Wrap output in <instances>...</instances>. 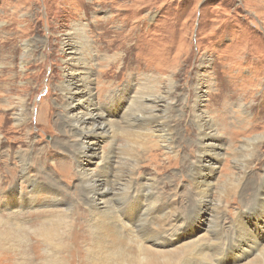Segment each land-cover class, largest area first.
Here are the masks:
<instances>
[{
  "label": "rangeland",
  "instance_id": "rangeland-1",
  "mask_svg": "<svg viewBox=\"0 0 264 264\" xmlns=\"http://www.w3.org/2000/svg\"><path fill=\"white\" fill-rule=\"evenodd\" d=\"M70 74L78 93L62 82ZM90 85L93 99L83 109L97 106L114 125L141 91L168 95L176 108L160 119L170 116L172 152L151 134L129 136L118 126L114 141L87 137L88 154L71 151L72 138L60 140L57 124L66 108L76 113L81 107L70 106V96L88 93ZM200 115L215 128L196 124ZM202 133L218 136L203 156ZM135 140L147 155L152 148L157 154L129 177L140 187L154 181L167 214L183 216L176 247L189 242L194 248L190 264H219L206 247L216 214L227 231L243 217L259 244L244 259L243 251H229L221 264L264 258V0H0V218L17 225L12 235L0 228V264H97L85 220L98 214L87 215L77 204V165L95 168V150L127 155ZM25 152L34 157L26 175L33 178L41 166L37 177L58 180L67 209L64 201L51 204L45 192L32 204L19 206L16 198V205L2 206L7 194L27 193L16 157ZM200 156L207 159L208 196L202 203L194 194L197 178L189 174ZM53 219L55 236L47 241L36 226Z\"/></svg>",
  "mask_w": 264,
  "mask_h": 264
},
{
  "label": "bare ground",
  "instance_id": "bare-ground-1",
  "mask_svg": "<svg viewBox=\"0 0 264 264\" xmlns=\"http://www.w3.org/2000/svg\"><path fill=\"white\" fill-rule=\"evenodd\" d=\"M78 58L80 57L78 56ZM78 71L75 69L72 74ZM73 79L74 77L70 74L62 82H67L65 86L69 87V92L75 89V92L78 93V88L72 82ZM60 88L65 87L61 85ZM91 88L92 86L90 85L88 93H83L80 97L70 96L69 105H80L81 107L78 108L76 113L66 108L60 119V123L58 122L57 124L62 129L61 135L59 134L60 140L65 136L72 138V144L69 146L71 151L81 152L84 155L88 154L89 142L84 141L87 137H99L102 140L111 138L114 141L115 131L118 126L129 136L139 135L140 137L151 134L153 137L158 138V141L164 145L166 150L172 152L174 147L171 143V138L168 139L170 116H166L163 120L160 119L161 114L167 115V113L172 112L176 108L171 106L168 95L158 94L153 96L154 94H144L141 91L140 94L138 93V95L133 97L126 113H123L120 124L114 125L111 121H108L104 112L101 109L99 110L97 106L93 105L87 110L83 109L85 102H92L93 93L91 92ZM158 102L160 103L158 104ZM97 108L98 111L95 112L94 109ZM18 111V119H22L21 106L18 108ZM157 119H160L158 123ZM196 124L210 129L215 128V124L210 119L204 118L201 115L197 118ZM164 128L168 134L162 133L165 130ZM185 129L189 130L188 127ZM217 137L216 134H201V156L213 151L212 147L217 145L215 143ZM132 143L127 155L121 157H117L114 153L99 154L96 150L90 153L98 158L95 168L86 169L82 164L77 165L82 189V198L77 204L82 205L81 203H83L87 215L89 212L92 215L94 212L98 214L97 217L85 220V225L89 228V242L93 248L89 253L93 258L99 260L97 264H118L117 258L125 259L127 261L126 264H190L194 257V248L188 245L189 242L187 245H183V243V246L176 247L181 240L180 233H183V216L179 213H172L171 216L167 214L166 204L157 195V192L152 189L155 187L154 181L140 187L132 181V177H129L135 171H140L141 166H146L147 162L152 160L157 152L155 148H152V151H149L147 155V152L141 150L135 144L136 140L135 142L132 141ZM201 156L197 158L196 165H193L189 170L190 176L195 179L197 178L194 194L198 197L200 196L199 198L197 197L200 201L199 203H202L201 201L205 200L208 196V189L204 186L207 183V168L204 167L207 165V159L205 157L202 159ZM16 157L17 165L21 169L18 179L27 185L28 190L27 193L25 191L19 193L13 191L7 194L5 202L2 205L3 207L12 206V204L16 205V198L19 200V206L32 204L38 199L36 195L40 192H45L46 196L49 195L50 198H46V200L50 201L51 204L64 201L65 206L63 209L69 207L70 203L59 197L60 190L56 186V184L59 185L58 180L54 182L50 180L51 177H37L41 174L38 172L41 166L37 167V171L34 169L36 172H34L33 178L30 175H26V170L32 166L31 161L34 158L30 156L29 152H25V154L17 153ZM171 157L169 160H172ZM173 157H175L173 158L174 160L178 159L176 152H174ZM142 162H145V164H142ZM123 166L127 168L126 173L120 170ZM114 169L116 171H113ZM209 172L212 173L211 171ZM96 178L97 182L94 184L93 182ZM136 195L138 197L134 199ZM261 197H264L263 193ZM259 203L260 201L252 202L253 205ZM49 213L54 215L52 211H49ZM121 217H125L126 220H123ZM170 217H172V220ZM11 220L0 218V228H6L4 231L9 235H12L15 232L14 230H17L15 227L17 226L16 223ZM212 221V239L206 244V247H210L213 251V255H210L219 264L223 263L221 260L224 259V256L227 257L229 251L235 249L243 251L239 257L240 259H244L252 253L250 251L258 248V239L255 236L257 233L247 225L243 217L238 216L235 222L232 223L229 231L219 224L220 221L217 214ZM55 223L54 219L49 220L45 224L38 222L39 225L36 226L35 232L48 241L49 237L55 236L53 233V231L56 232L55 226L57 227V225ZM73 234L75 238L76 234ZM249 242L252 243L251 249L245 247ZM199 250L203 252L205 248L200 245ZM113 253L118 254L114 260L110 259ZM93 254L100 257L96 258ZM106 258H109V260ZM252 264H264V258L260 262L256 261Z\"/></svg>",
  "mask_w": 264,
  "mask_h": 264
}]
</instances>
